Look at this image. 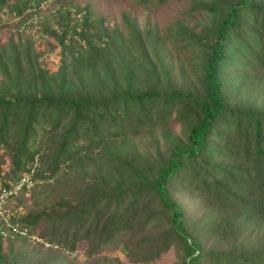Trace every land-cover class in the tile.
Instances as JSON below:
<instances>
[{"label":"trees","instance_id":"16d2710c","mask_svg":"<svg viewBox=\"0 0 264 264\" xmlns=\"http://www.w3.org/2000/svg\"><path fill=\"white\" fill-rule=\"evenodd\" d=\"M18 1L9 0L5 13L16 14L25 6L34 8L41 0ZM2 4L0 0V7ZM194 6L209 15L208 23L198 32L178 29L176 34L184 41L181 45L195 46L194 51L200 57L195 87L184 88L172 83L169 70L159 58L146 69L145 57L138 66L127 60L129 44L140 47L145 43L152 50L158 47L155 38L149 37L148 27L136 31L126 16L127 33L121 34L116 25L99 24L95 34L103 37L94 40L95 34L88 32L92 27L89 13L78 15L80 9L76 6L60 10L55 20L58 27L51 31L61 52L55 71L39 65L27 39L21 43L9 40L2 45L0 143L8 145L7 138L12 139L13 165L12 169H6L0 164V171L4 178L13 179L27 168L34 154L38 162L33 175L37 181L14 199L31 190L42 178H49L62 159L78 151L90 150L108 139L135 134L144 126L155 124L163 138V147L154 140L152 153L137 155L139 164L134 168L123 155L99 151L104 161H122L123 167L132 171L131 180H122L125 185L113 186L101 182L103 191L95 190L96 194L84 202L82 195L73 194L71 197L80 204L72 207L69 215L57 209L68 203L64 196L55 200V210L50 208L43 214L17 211V222L45 243L25 236L5 241L26 242L65 253L75 249L78 228L88 218L80 238L84 242L89 240L91 249L123 227L135 225L133 234L147 227L146 233L132 245H123L130 261L147 262L174 244L178 250L175 264H264L259 254L262 247L248 254H241L240 245L235 242H231L234 246L230 251L203 248L204 237L214 229L223 231L226 238L236 231L239 224H236L235 212L252 217L264 215V109L230 100L217 72L219 66H224L226 53L233 57L241 55L238 58L246 69L249 64L264 67V42L256 31L260 27L264 30V2L198 0ZM101 18H98L100 23ZM243 24L257 36H247ZM245 35L251 44H245L240 38ZM231 59L228 55L227 61ZM21 60L27 63L26 71L19 65ZM84 70H99L107 78V84L100 82L99 97L86 93L72 96L70 85L77 84L69 81V76ZM229 71L232 70L229 68ZM135 77L143 83L141 88L134 86ZM22 87H27L25 92L29 94ZM43 115L53 120L49 128L54 129L57 123L60 126L56 147L48 154L41 153L40 147L29 150L35 142L30 134L35 133V119ZM173 121L179 124L177 130H172ZM13 125L17 127V138L10 132ZM174 189L207 201L210 206L203 213L209 211L211 219L195 225L194 215L186 213L181 204L184 196L176 199ZM90 231L94 234L89 235ZM59 243H64L69 250ZM1 261L11 264L6 258Z\"/></svg>","mask_w":264,"mask_h":264},{"label":"rangeland","instance_id":"374dc122","mask_svg":"<svg viewBox=\"0 0 264 264\" xmlns=\"http://www.w3.org/2000/svg\"><path fill=\"white\" fill-rule=\"evenodd\" d=\"M8 1L3 0L4 4L0 7V50L2 45H5V42L9 40L14 43H21V41L27 39L31 42V47L36 53L39 65H42L48 71L57 70L60 63L61 52L58 40L51 34V31L58 27L55 21L58 18V13L60 10L64 11L67 6L73 8L76 6L80 9L77 11L78 15L85 12L90 15L92 27L88 31L89 33L95 34L97 25L101 24L106 27L116 25L121 34H125L128 32L129 27L125 22L124 16L131 20L130 23H134L136 31H143L148 27L149 37L155 38L154 43L157 44L158 49L152 50L145 43L140 45V47L136 46V43V45L131 47V44H129V47H127L129 51H126L125 55L127 60L138 66L145 59L147 63L146 69L159 58L169 70L171 81L175 85L189 88L195 87L198 83L199 72L197 64L200 57L194 51L195 46L181 45L184 41L179 39L180 36L176 34L178 29L198 32L208 23L209 15L205 11L195 6L193 7V3H197L198 0H163L161 2L156 0H41L36 7H21L22 10L16 14L5 13V10H7L5 5ZM17 1L15 0V2ZM260 1L264 2V0ZM99 16L102 17L101 23L98 20ZM244 25H242L243 30L244 33H247V36L249 34L257 36L247 24L246 27ZM256 31L257 34H261L259 38L264 42V37L262 36L264 30L260 27V31L258 29ZM172 34H174L175 39ZM67 36L70 37L71 34L68 33ZM97 37L100 39L103 36L100 33L95 34L94 40ZM240 38L245 44H251L249 43L250 38H247L246 35ZM231 44L237 47L236 44ZM120 48L124 50L123 46ZM228 55L232 59L227 61ZM238 57H241V55L237 54L233 57V54L226 53L223 60H226L223 64L224 66L218 67L217 72L221 79V87L233 102L249 104L252 108L264 109V67L249 64L248 69H246L245 64ZM19 65L23 71H26L27 63L21 60ZM229 68L232 71H229ZM69 78V81L77 84L76 86L74 84L70 85V91L73 92L72 96L86 93L87 95L95 94L99 97L98 94L102 92L100 82H105L106 84L108 82L107 78L99 70H84L79 72V74H71ZM134 82L135 87L141 88L143 86V83L137 81V78ZM26 89L27 87H22L23 92ZM25 94H29V92L27 91ZM43 116H37L35 119L33 125L35 133L30 132L35 142L29 146V150L40 147L41 153L48 154L56 147V133L60 126L57 123L54 129L49 128V124L53 120L46 115ZM170 125L172 130H177L179 126L175 121L170 123ZM149 126L151 127L144 126L143 129L138 130L135 134H126L114 139H108L103 144L101 142V145L97 147L78 151L70 158L62 159L58 169L49 178H42L31 190L15 198L13 204H21L23 212L28 210V212L36 211V214H43L50 208L55 210L57 207L55 206V200L60 196H64L68 203L61 204L62 207H57V209L59 211L64 210L69 215V210L80 204L71 197L73 194H77L79 197L82 195V201L84 202L90 200V197L96 194L95 190L103 191L101 182L112 186L115 183L125 185L122 182L131 180L129 176L133 175L132 171L124 168L122 161H104L98 152L103 153L104 151L106 154L115 152L111 155H123L127 163L133 168L137 167L139 164L137 155L146 151L152 153L154 140H157L159 145H163L159 127H155L156 124ZM10 132L16 138L19 137L17 127L14 125L11 127ZM7 141L8 145L0 143V156L2 158L0 164H4L6 169H12L10 151L12 150L13 152L11 148L12 139L7 138ZM124 153H127L128 156ZM28 162L27 164H29ZM79 191L80 193L78 194ZM173 193L176 199H182V196H184L185 200L181 204L186 213L194 215L195 225L211 219L209 211L203 213V210L207 209L206 206H210L207 201L188 194L183 195L184 193L175 191V189ZM215 213L212 212V214ZM234 215L236 224H239L236 231L226 238L223 231L214 229L211 235L204 237L203 248L206 250L224 249L230 251V247L234 246L231 242H235L240 245L238 250L241 254H248L262 247L259 254L264 258V215L257 216V214H254L252 217L241 215L237 212ZM87 220L88 218H86V222ZM86 222L78 228L76 242L73 245L75 249L70 251L64 243H59L62 247L69 250L65 251V253L42 249L26 242L17 241L9 244L7 241H1L0 264H5L1 261L2 258H6L11 264H175L178 260L176 257L178 252L176 249L177 245L170 244L165 251L152 260L147 262L130 261L129 256L123 250V245L125 243L132 245L142 234L146 233L145 230L147 229L146 227L145 230L137 231L133 234L136 228L135 225L114 231L109 239L101 241L98 247L91 249V242L89 240L84 242L80 238L87 224ZM92 234L94 233L90 231L89 235Z\"/></svg>","mask_w":264,"mask_h":264},{"label":"built area","instance_id":"2783aa9c","mask_svg":"<svg viewBox=\"0 0 264 264\" xmlns=\"http://www.w3.org/2000/svg\"><path fill=\"white\" fill-rule=\"evenodd\" d=\"M34 164L29 166L28 170L16 176L15 178H4L0 171V239L2 241L15 236H25L35 242H44L37 234L28 231L26 227L21 226L17 220V211L20 206L13 205L14 196L23 189L30 188L35 179L33 176Z\"/></svg>","mask_w":264,"mask_h":264},{"label":"clouds","instance_id":"9594fccd","mask_svg":"<svg viewBox=\"0 0 264 264\" xmlns=\"http://www.w3.org/2000/svg\"><path fill=\"white\" fill-rule=\"evenodd\" d=\"M33 164H34V173H35V167H36L37 164H38L37 159H36V155H35V154L33 155V157H32V161L29 162L27 168L24 169V170H22V171H20L19 174H17V176L20 175L21 173L27 171L28 168H29V166H31V165H33ZM34 173H33V175H34ZM34 179H35V181H34V183H35V182L37 181V179H36V178H34ZM34 183H33V184H34ZM28 189H29V188H28ZM28 189H23V190H28ZM20 192H22V190H21ZM20 192H18L17 194H19ZM17 194H16V195H17ZM13 200H14V199H13ZM12 203H13V201H12ZM13 205H14V204H13ZM15 206H20V207H21V205H15ZM21 210H22V208H21ZM21 210H20V211H21Z\"/></svg>","mask_w":264,"mask_h":264}]
</instances>
